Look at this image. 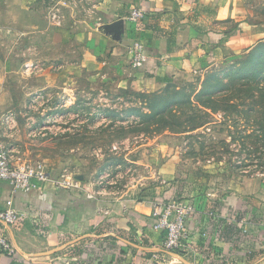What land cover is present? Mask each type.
I'll return each instance as SVG.
<instances>
[{
  "label": "crops",
  "instance_id": "obj_1",
  "mask_svg": "<svg viewBox=\"0 0 264 264\" xmlns=\"http://www.w3.org/2000/svg\"><path fill=\"white\" fill-rule=\"evenodd\" d=\"M48 1L0 0V36L9 32L17 39L23 58L15 57L14 68L29 66L31 82L58 89L64 88V76L79 69L114 76L123 89L159 90L188 79L214 59V49L230 52L232 43L239 50L253 45L262 30L246 25L243 0ZM135 8L143 19L134 24L129 15ZM117 20L123 21L119 41L103 31ZM134 40L149 53L140 68L126 54ZM1 63L0 69L9 67ZM39 73L44 77L34 78ZM48 167L53 175L54 168ZM68 179L72 184L66 190L47 183L16 194L0 181V211L10 202L28 215L14 225L0 223V238L15 250L9 257L0 248V264H156L151 255L163 237L152 229L151 214L163 200L92 191L86 176L77 183ZM259 193L264 192L233 194L193 210L187 248L165 255L169 264H264V199Z\"/></svg>",
  "mask_w": 264,
  "mask_h": 264
},
{
  "label": "rangeland",
  "instance_id": "obj_2",
  "mask_svg": "<svg viewBox=\"0 0 264 264\" xmlns=\"http://www.w3.org/2000/svg\"><path fill=\"white\" fill-rule=\"evenodd\" d=\"M243 4L246 25L263 30L256 42L263 43L264 60V0ZM6 34L0 36L1 65L9 66L0 69V143L17 162H44L74 183L86 176L92 191L175 199L192 210L264 192V62L254 65L250 46L214 49V59L188 79L159 90L123 89L114 76L79 69L58 89L31 82L28 65L14 68L15 57H23L15 35Z\"/></svg>",
  "mask_w": 264,
  "mask_h": 264
},
{
  "label": "built area",
  "instance_id": "obj_3",
  "mask_svg": "<svg viewBox=\"0 0 264 264\" xmlns=\"http://www.w3.org/2000/svg\"><path fill=\"white\" fill-rule=\"evenodd\" d=\"M143 19L139 9H133L129 15L131 23H138ZM126 54L134 68L144 66L149 58L148 49L138 40L126 45ZM0 181L11 187L12 194L29 192L38 189L41 185L50 183L56 190L69 189L72 182L63 170L57 178H53L49 167L44 162H17L11 150L0 143ZM0 211V223L14 225L28 217L26 212H19L10 207ZM193 212L192 208L184 202L171 199L167 202L158 201L153 208L152 229L159 232L163 240L160 249L153 252L151 259L156 264H169L165 255L177 254L187 248V222ZM0 248L9 257L15 255V250L4 238H0Z\"/></svg>",
  "mask_w": 264,
  "mask_h": 264
},
{
  "label": "water",
  "instance_id": "obj_4",
  "mask_svg": "<svg viewBox=\"0 0 264 264\" xmlns=\"http://www.w3.org/2000/svg\"><path fill=\"white\" fill-rule=\"evenodd\" d=\"M123 21L117 20L112 23L106 24L103 31L113 37L114 40L119 41L122 35Z\"/></svg>",
  "mask_w": 264,
  "mask_h": 264
},
{
  "label": "trees",
  "instance_id": "obj_5",
  "mask_svg": "<svg viewBox=\"0 0 264 264\" xmlns=\"http://www.w3.org/2000/svg\"><path fill=\"white\" fill-rule=\"evenodd\" d=\"M248 25V24H247ZM250 26V25H249ZM261 32H263V30H261ZM255 45V46H254ZM263 45V43L262 42H256V43H254L253 45H251L249 48L251 49V53H250V55H252V56H258V48L260 47V46H262ZM254 46V48H252ZM248 48V49H249ZM246 49V48H245ZM247 49V50H248ZM251 56V57H252ZM256 58V57H255ZM261 61L262 62H264V60L263 59H261L260 58V56H258V60H256L255 61V64L254 65H261Z\"/></svg>",
  "mask_w": 264,
  "mask_h": 264
}]
</instances>
